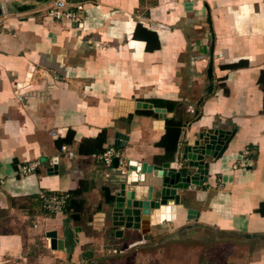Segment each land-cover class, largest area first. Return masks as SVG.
I'll use <instances>...</instances> for the list:
<instances>
[{
    "label": "crops",
    "instance_id": "1",
    "mask_svg": "<svg viewBox=\"0 0 264 264\" xmlns=\"http://www.w3.org/2000/svg\"><path fill=\"white\" fill-rule=\"evenodd\" d=\"M54 1L0 4V264H264V0H94L80 25L49 17ZM138 102L183 122L173 158L159 145L163 120ZM213 127L231 141L202 185L179 191L172 219L117 234L112 202L124 177L107 179L83 140L106 130L105 150L161 164ZM249 146L255 166L236 167ZM36 160L43 166L20 174ZM147 180L144 192L159 182ZM81 187L78 221L43 209V192Z\"/></svg>",
    "mask_w": 264,
    "mask_h": 264
},
{
    "label": "water",
    "instance_id": "2",
    "mask_svg": "<svg viewBox=\"0 0 264 264\" xmlns=\"http://www.w3.org/2000/svg\"><path fill=\"white\" fill-rule=\"evenodd\" d=\"M3 9L5 11L4 7ZM137 108L154 109L156 117L162 119L165 126L167 119L173 117L166 109L154 108L151 103L138 102ZM231 135L233 133L228 130L213 127L200 132L194 140L182 143L178 158L173 162L150 164L130 161L128 173L112 202V225L116 228V233L122 235L124 229H134L146 234L151 231V226L156 224L157 219H172L182 203L179 191L188 190L191 185L203 184L204 177L209 174L210 159L215 160L223 155L231 141ZM124 138L123 134L118 133L116 145L124 146ZM179 157L184 162L181 166ZM114 164L117 167V158ZM148 174L159 182H153L144 192V185L140 186L138 183L147 182Z\"/></svg>",
    "mask_w": 264,
    "mask_h": 264
},
{
    "label": "built area",
    "instance_id": "3",
    "mask_svg": "<svg viewBox=\"0 0 264 264\" xmlns=\"http://www.w3.org/2000/svg\"><path fill=\"white\" fill-rule=\"evenodd\" d=\"M10 0H0V4L6 5ZM94 0H55L48 8L47 15L57 21H68L75 24H81L83 13L87 4ZM56 135L55 132L52 133ZM61 153L65 154L70 159H75L77 154L70 150L67 146L61 147ZM96 157L105 165L108 170L106 174L107 179H111L112 172H116L118 176L125 177L128 173L129 162L125 158L122 151L114 146L107 148L103 153L96 155ZM118 159V165L115 167L114 160ZM43 166L40 160L31 161L21 166L20 174L27 176L36 172ZM255 166V156L252 147H246L243 151L242 157L236 167L250 169ZM70 194L43 192L41 200L43 209L53 215L64 214L67 209Z\"/></svg>",
    "mask_w": 264,
    "mask_h": 264
},
{
    "label": "trees",
    "instance_id": "4",
    "mask_svg": "<svg viewBox=\"0 0 264 264\" xmlns=\"http://www.w3.org/2000/svg\"><path fill=\"white\" fill-rule=\"evenodd\" d=\"M157 46L159 47V41L157 40ZM248 63L243 61L240 63L232 64L229 66H223L225 69H239L243 67H247ZM260 83L264 87V71L262 72V76L260 78ZM173 106V105H172ZM169 106V108L172 110L174 107ZM148 114L157 116L154 112H148ZM173 118V117H172ZM168 118L166 121V135L162 139V141L159 143V145L163 146L166 150L165 159L173 158L175 151L177 149L178 145V139L181 136L182 128L184 127L183 122L176 121V119ZM72 134V133H71ZM73 141L72 136L69 135V137L64 141V143H71ZM106 141V130H104L97 138H89L84 139L81 143V152L84 150H89L92 152V154H99L103 153L105 149L103 148V145ZM63 143H59V146L62 147ZM84 188L81 187L80 189L71 191L70 199L68 201L66 212L69 216V219L73 221H78L80 219L81 213L85 210V199L83 197L84 195ZM105 197L108 200H113V197L111 196V193L109 190H105ZM259 212L264 215V203L259 208Z\"/></svg>",
    "mask_w": 264,
    "mask_h": 264
},
{
    "label": "rangeland",
    "instance_id": "5",
    "mask_svg": "<svg viewBox=\"0 0 264 264\" xmlns=\"http://www.w3.org/2000/svg\"><path fill=\"white\" fill-rule=\"evenodd\" d=\"M151 263H154L155 264V260H153V262H151Z\"/></svg>",
    "mask_w": 264,
    "mask_h": 264
}]
</instances>
